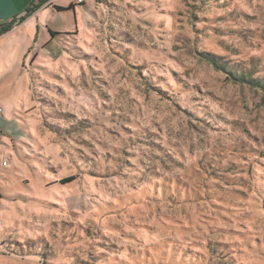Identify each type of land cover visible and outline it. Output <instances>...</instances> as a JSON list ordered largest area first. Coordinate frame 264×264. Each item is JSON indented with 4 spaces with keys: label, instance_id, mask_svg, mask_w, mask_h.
<instances>
[{
    "label": "rangeland",
    "instance_id": "374dc122",
    "mask_svg": "<svg viewBox=\"0 0 264 264\" xmlns=\"http://www.w3.org/2000/svg\"><path fill=\"white\" fill-rule=\"evenodd\" d=\"M87 3L0 41V264H264V0Z\"/></svg>",
    "mask_w": 264,
    "mask_h": 264
},
{
    "label": "crops",
    "instance_id": "0c3cea01",
    "mask_svg": "<svg viewBox=\"0 0 264 264\" xmlns=\"http://www.w3.org/2000/svg\"><path fill=\"white\" fill-rule=\"evenodd\" d=\"M93 3L95 2L93 1ZM72 5L74 7L70 9ZM88 6L87 1L83 5H78L74 0H0V26L6 23H14V28L10 32L0 36V41L7 42L9 38L13 40L12 37L15 33H23L28 28H36L38 33L40 32V27H44V30L48 32L70 34L72 32H70V28L65 30L67 26L63 21L62 15L71 11L74 13L75 7ZM56 7L61 10L58 11ZM33 8L34 11L30 13ZM57 19L59 21H54ZM45 31L43 32V37L46 36ZM46 39V44L48 45L52 39L48 37ZM44 51H46V48H44ZM4 134L7 135L6 127L4 128L0 124V145L3 143L2 136Z\"/></svg>",
    "mask_w": 264,
    "mask_h": 264
},
{
    "label": "trees",
    "instance_id": "16d2710c",
    "mask_svg": "<svg viewBox=\"0 0 264 264\" xmlns=\"http://www.w3.org/2000/svg\"><path fill=\"white\" fill-rule=\"evenodd\" d=\"M85 3H82V4H78V5H83ZM73 5L70 6V9H73ZM57 10H61L60 8L56 7ZM34 11V8L33 10L30 11V13H32ZM14 28V23L11 22V23H6L4 25H1L0 26V36L1 35H4V34H7L8 32H10L12 29ZM49 33H51V36L52 38L54 39L55 37H59V42H61L62 40V37H66L68 36L69 34H59V33H54L52 31H49ZM44 51V49H41ZM40 50V51H41ZM34 59V58H33ZM32 59V60H33ZM217 71H220L222 73H225L228 77L229 80L235 82V83H239V84H246V85H249L251 87H254V88H259V89H262L264 90V82L262 81H259V80H253L251 79L249 76H246V75H241L239 73H236V72H233V71H230L226 64L219 61L218 59L216 58H208L206 59ZM71 180H66L65 182L68 183L70 182ZM1 197V195H0Z\"/></svg>",
    "mask_w": 264,
    "mask_h": 264
},
{
    "label": "built area",
    "instance_id": "2783aa9c",
    "mask_svg": "<svg viewBox=\"0 0 264 264\" xmlns=\"http://www.w3.org/2000/svg\"><path fill=\"white\" fill-rule=\"evenodd\" d=\"M77 4L86 3L87 0H74Z\"/></svg>",
    "mask_w": 264,
    "mask_h": 264
}]
</instances>
